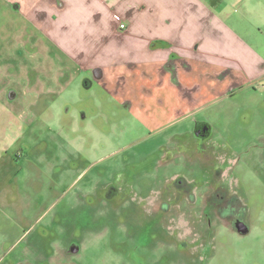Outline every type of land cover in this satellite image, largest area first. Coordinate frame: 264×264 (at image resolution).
<instances>
[{"label": "rangeland", "instance_id": "374dc122", "mask_svg": "<svg viewBox=\"0 0 264 264\" xmlns=\"http://www.w3.org/2000/svg\"><path fill=\"white\" fill-rule=\"evenodd\" d=\"M5 10L0 98H16L0 104V264H264L258 98L173 119L165 89L109 92L84 74L34 96L23 76L44 54Z\"/></svg>", "mask_w": 264, "mask_h": 264}, {"label": "crops", "instance_id": "0c3cea01", "mask_svg": "<svg viewBox=\"0 0 264 264\" xmlns=\"http://www.w3.org/2000/svg\"><path fill=\"white\" fill-rule=\"evenodd\" d=\"M0 2L12 21L16 17L32 31L27 36L16 28V33L27 44L36 40L30 45L44 54L23 76L37 86L34 96L52 93L62 78L84 74L109 92L134 83L165 89L173 119L189 116L216 96H236L239 104L258 98L264 106V0ZM47 56L60 61L49 64ZM34 71L40 75L28 76ZM5 98L2 106L14 101L16 92L8 90ZM258 136L261 141L251 144L264 146V129Z\"/></svg>", "mask_w": 264, "mask_h": 264}, {"label": "water", "instance_id": "95a60500", "mask_svg": "<svg viewBox=\"0 0 264 264\" xmlns=\"http://www.w3.org/2000/svg\"><path fill=\"white\" fill-rule=\"evenodd\" d=\"M236 227H237L238 230H240L241 232H244V231L246 230V227H245V225H243L242 222H238V223L236 224Z\"/></svg>", "mask_w": 264, "mask_h": 264}, {"label": "built area", "instance_id": "2783aa9c", "mask_svg": "<svg viewBox=\"0 0 264 264\" xmlns=\"http://www.w3.org/2000/svg\"><path fill=\"white\" fill-rule=\"evenodd\" d=\"M118 27H119V29H122V28H124V24H123V23H120V24L118 25Z\"/></svg>", "mask_w": 264, "mask_h": 264}, {"label": "flooded vegetation", "instance_id": "af4514ba", "mask_svg": "<svg viewBox=\"0 0 264 264\" xmlns=\"http://www.w3.org/2000/svg\"><path fill=\"white\" fill-rule=\"evenodd\" d=\"M219 200V199H218Z\"/></svg>", "mask_w": 264, "mask_h": 264}]
</instances>
